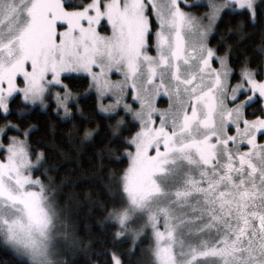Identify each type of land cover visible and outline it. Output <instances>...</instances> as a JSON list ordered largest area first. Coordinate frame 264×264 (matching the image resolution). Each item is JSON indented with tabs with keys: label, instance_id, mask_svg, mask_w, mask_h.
Masks as SVG:
<instances>
[{
	"label": "snow or ice",
	"instance_id": "obj_1",
	"mask_svg": "<svg viewBox=\"0 0 264 264\" xmlns=\"http://www.w3.org/2000/svg\"><path fill=\"white\" fill-rule=\"evenodd\" d=\"M225 17L259 28L255 64L209 42ZM35 108L67 139L50 125L37 146L10 119ZM97 117L98 167L118 165L102 211L129 247L90 264H264V0H0V264H68L52 153L93 140Z\"/></svg>",
	"mask_w": 264,
	"mask_h": 264
},
{
	"label": "trees",
	"instance_id": "obj_2",
	"mask_svg": "<svg viewBox=\"0 0 264 264\" xmlns=\"http://www.w3.org/2000/svg\"><path fill=\"white\" fill-rule=\"evenodd\" d=\"M242 24L243 31L237 32V26ZM231 29V31H229ZM243 35V39L241 36ZM261 32L259 28L247 26V20H240L225 17L219 22L215 33L212 35L210 43L213 47L223 48V44L231 45V55L237 58L245 56L251 58L255 64L260 59L259 46ZM20 108L24 105L18 104ZM82 107L87 113V104ZM14 122H25L35 125L32 133V141L37 146H44L52 143V131L50 125L54 126L55 140H66L72 125L70 122L60 120L57 115L48 110L35 108L24 113L19 119L15 116L10 117ZM99 121L98 133L93 140L77 143L78 150H73L70 145L65 144V154L52 153V161L57 169L52 173L57 176L63 192L71 197L70 228L73 232L74 241H70L66 247V259L68 264H90L95 259L94 253L102 249L117 248L127 249V242L117 243L112 236L113 229L105 221L102 208L110 202V197L115 193L108 187V168L115 170L118 165L109 159L104 160L106 167L99 168L98 153L101 151L102 144L111 138L110 132L106 127V121ZM89 127L95 128L96 125L90 124ZM51 163V162H50ZM147 245H141L145 248ZM2 254V253H0ZM139 256H132L135 262ZM5 264H17V261L8 257Z\"/></svg>",
	"mask_w": 264,
	"mask_h": 264
},
{
	"label": "rangeland",
	"instance_id": "obj_3",
	"mask_svg": "<svg viewBox=\"0 0 264 264\" xmlns=\"http://www.w3.org/2000/svg\"><path fill=\"white\" fill-rule=\"evenodd\" d=\"M215 31H216V29L213 31V33L210 34V36H209V42L211 40L212 35L215 33ZM42 110H46V109H42Z\"/></svg>",
	"mask_w": 264,
	"mask_h": 264
}]
</instances>
